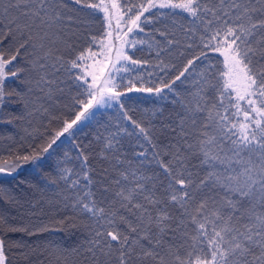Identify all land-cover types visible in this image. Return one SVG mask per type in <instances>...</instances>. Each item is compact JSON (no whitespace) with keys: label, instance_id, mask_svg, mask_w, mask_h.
Segmentation results:
<instances>
[{"label":"snow or ice","instance_id":"snow-or-ice-1","mask_svg":"<svg viewBox=\"0 0 264 264\" xmlns=\"http://www.w3.org/2000/svg\"><path fill=\"white\" fill-rule=\"evenodd\" d=\"M71 3L91 9L94 16L103 13L105 31L99 40L92 35L89 47L74 59L65 60L63 55H55L45 43H55L51 39L53 30L58 34L64 21L73 19L64 15L62 9L68 5L63 0H0V106L6 99L7 79L22 71H11L21 49H32L34 68L43 70L50 66L54 71L64 69L70 75L72 69H81V74L73 77L75 86L81 90L72 97V107L79 105L80 109L75 111L74 118L63 119L61 127L49 133L48 125L61 118L43 108L41 115L48 118L44 131L39 128L24 131L33 140L39 138L44 142L29 144L28 154L15 157V161L21 163L5 162L0 165V173L11 176L22 163L42 167L60 138L73 134L72 130L97 106L111 107L114 101L123 110L122 98L127 93H155L167 99L164 95L167 90L174 93L173 103L181 108L175 123L161 120L157 127L153 122L156 111L148 115L146 124L133 120L127 111L123 112L124 119L138 129L137 133L129 135H135L137 139L142 137L153 149H156L157 134L171 137L165 145L164 155L170 156L167 162L159 151L153 152V160L162 169L166 184L156 182L158 174L146 176L128 161V169L118 171L111 181L117 187L113 200L98 203L92 186L98 182L107 192L103 181L109 178V173L104 169L98 181L93 179L90 153L86 151L90 145L83 148L75 145L80 164L78 172L62 166L69 159L67 154L64 160L57 162L59 179L70 189L84 188L71 207L95 224L87 246L82 251L77 248L71 251L77 256L83 255L89 264H145L146 261L153 264H264V0H99V3L71 0ZM165 9L173 12L180 9L190 18L191 26L181 27L186 40L193 38L196 25H202L204 31L200 42L203 47L224 57L227 71L221 75L228 79L217 89L218 98L210 105L206 93L216 85L206 79L203 72L192 82L193 90L186 96L176 91L177 82L183 84L188 80L194 63L204 56L203 52L187 59L173 79L160 77L159 85L147 82L148 86L142 80L141 86L136 87L133 80L139 77H135L129 80L127 92L119 91L124 87L120 74L131 71L126 63L136 66L149 61L133 59L123 47L117 48L116 61L111 63L105 80L106 87L99 89L95 71L87 70L91 67L87 60L97 56V52L91 50L92 46L99 44L103 55L106 36L129 47L146 44L149 51L155 52L156 67L168 75L176 65L166 63L163 56L165 53L172 55L173 46L179 45L180 41L171 38L174 34L166 28L156 30L162 40L154 36L137 39L134 32V29L144 32L143 25L153 22L145 13L156 10L155 16L159 18L165 15L161 11ZM113 20L116 29L112 27ZM125 27L127 31L123 30ZM9 37L19 43L15 52L6 57L3 42ZM66 47L71 50L73 45L68 43ZM192 47L191 43L187 44V48ZM38 52L42 54L36 55ZM178 55L184 56V53ZM65 64L69 67L65 68ZM88 76H91V83ZM36 83L47 85L55 81L41 75ZM228 89L236 93L234 99ZM48 95L51 98V94ZM84 96L86 100L81 98ZM117 136L118 132L110 133L106 138L101 158L108 159L104 153L115 150V145L119 144ZM134 155L145 157L147 153L139 151ZM114 159V169L125 163L119 157ZM66 220L59 223L64 224ZM5 227L9 232H25L29 236L49 231L47 226L31 230L27 226L17 227L0 215V230ZM57 251L63 255L67 250L58 248ZM21 255L27 259L28 253ZM56 260L59 262L60 256H56ZM0 264H8L2 238Z\"/></svg>","mask_w":264,"mask_h":264},{"label":"trees","instance_id":"trees-1","mask_svg":"<svg viewBox=\"0 0 264 264\" xmlns=\"http://www.w3.org/2000/svg\"><path fill=\"white\" fill-rule=\"evenodd\" d=\"M63 2L68 5L67 8L62 9L64 15L71 16L73 19L71 21L66 19L64 25L67 27L61 25L62 30L58 34L55 29L53 30L54 35L51 39H54L55 43L50 41H45V43L55 55H63L65 60H69L74 59L80 51L89 47L92 35L99 40L104 34L105 26L102 22V13L94 16L91 9L80 8L72 4L71 0H63ZM95 2L99 3V0ZM155 11L152 10L151 14L145 13L153 22L143 25L144 32L134 29L136 38L145 39L154 36L155 39L162 40L163 38L156 32L157 29L166 28L167 31L173 33L171 38L179 40L180 44L173 46L172 55L165 53L163 59L166 63L175 64L176 68L165 75L159 67H156L155 52L149 51L146 44H137L135 47L125 45L126 52L133 59L147 60L149 63L133 66L125 62L131 71L120 74L123 77L124 87H121L119 91L127 92L129 80L135 77H139L133 80L136 87L141 86L142 80L145 86H148L147 82L159 85L160 77L171 80L183 69L187 59L199 56L203 52L204 56L194 63V70L188 80L183 84L177 82L176 91L186 96L193 90L192 82L199 79L198 74L203 72L205 78L216 85V88L209 89L206 93L210 105L218 98L217 89L222 88L224 81L228 79L221 75L227 71L224 67L223 56L210 48L203 47L200 42V35L204 31L202 25L195 26L196 33L191 40L185 39V33L181 27L191 26V21L180 9L174 12L168 9L161 10L165 15L159 18L155 16ZM18 43L19 41L13 42L11 37L4 40L3 50L6 57L15 52ZM68 43L73 45L71 50L66 47ZM189 43L193 45L192 48H187ZM98 49L99 44L91 48L94 52ZM179 52H183L184 56H179ZM39 54L42 53H36V55ZM34 59L31 48L21 49L17 60L13 62L15 67H12L11 71L17 69H22V71L16 77L9 76L5 84L6 99L0 106V163L15 160L17 155L28 154L29 144L44 142L39 138L33 140L24 131L28 129L31 132L34 128L44 131V125H48V118L41 115L43 108H48L51 114L61 118L60 121H53L48 125L49 133L60 128L63 119L74 118L75 111L80 110L79 105L72 107V97L77 96L81 91L73 82V77L81 74V69H72L71 75L64 69L54 71L50 66L41 70L32 66L31 61ZM88 61L89 59L87 63ZM68 67L65 64V68ZM149 73L153 75L149 76ZM41 75H46L48 80L55 81V83L37 85L36 81ZM227 91L232 93V89ZM49 93L51 98H49ZM164 95L167 99L158 97L155 93H127L122 98L123 110L116 103H113L111 107H101L93 111L90 118L81 125L76 126L72 130L73 134L62 136L51 150L52 154L43 162L42 167L37 168L31 164L22 163L21 167L11 176L0 173V215H3L9 224L17 227L27 226L30 230L41 226L49 228L47 232L32 236L25 232H9L6 227L0 230V238L5 242L8 264H49V261L52 264H89L83 255L77 256L71 251L73 248L82 251L83 247L87 246L86 242L91 238V232L95 228L94 222L88 216L80 214L71 207L77 195L82 193L84 188L70 189L64 180L59 179L56 166L57 162L64 160L67 154L69 159L62 166L79 171L80 164L77 160L78 152L75 145L79 144L82 148L90 145L86 151L90 153L89 164L93 169L91 175L94 180L98 181L104 169H108L109 178L103 181L108 191H103L102 185L98 182L92 186L98 203L103 201L106 204L107 201L113 200L117 187L111 181L117 177L118 171L128 169V161H132V167L139 168V171L146 176L158 174L156 181L158 184L167 183L162 169L153 160V152L159 151L163 160L167 162L170 156L164 155L165 145L169 143L171 137L168 134L163 136L157 134L156 149H153L142 137L137 139L135 135H129V133H137L138 129H135L131 121L125 120L123 116V112L127 111L133 120L146 124L148 115L156 111L157 116L153 122L157 127L160 126L161 120L165 123H175L178 120L177 113L181 112V108L173 103L174 93H168L165 90ZM81 98L87 99L86 96ZM232 98H235L233 93ZM241 104H244V101H241ZM117 132L119 144L115 145L112 153H104L108 159L101 158L100 153L107 142L106 138L110 133ZM139 151H146L147 155L136 157L134 154ZM114 157H119L125 163L116 165L114 169L113 165L116 164ZM9 196L12 197L11 200L8 199ZM65 218L67 220L64 224L59 223ZM121 228L123 229L124 226L121 225ZM144 243L147 244L146 241ZM28 246L32 247L29 248L31 253L27 251ZM58 248L67 251L61 255V252L57 251ZM18 250L28 253L27 259L23 256L19 258ZM56 256H60L59 262ZM145 264H153V262L146 261Z\"/></svg>","mask_w":264,"mask_h":264},{"label":"rangeland","instance_id":"rangeland-1","mask_svg":"<svg viewBox=\"0 0 264 264\" xmlns=\"http://www.w3.org/2000/svg\"><path fill=\"white\" fill-rule=\"evenodd\" d=\"M179 10V9H178ZM103 14V13H102ZM113 29H116V23H115V20H113V25H112ZM124 31H127V28L125 27L123 29ZM118 31V30H117ZM114 37H115V33H114ZM105 39V44H106V48L103 50L104 51V54L101 55V48L99 47L98 51H97V56L95 57H92L91 59H89L88 61V65H90L91 67H89L87 70L89 72H92V71H95L97 77H98V82H97V88H103V87H106L105 85V80L107 79L108 77V73H109V69H110V66H111V63L112 62H115L116 61V49L117 48H121L123 47L125 49V45H123L120 41L118 40H115L114 38L112 40H109L106 36L104 37ZM107 46H110V49L111 50H108V47ZM223 60H224V57H223ZM87 80L89 83H91V76H88L87 77ZM236 87H241L240 85H236ZM233 95H236L235 92H232ZM99 95V93H98ZM112 104L115 103L114 101L111 102ZM106 107V106H104ZM101 108L100 106H97L95 107L88 115L87 119L90 118L89 116L92 115V112ZM241 119H243V117L241 116L240 117ZM87 119H84L79 125H81L84 121H86ZM78 125V126H79ZM5 162H8V163H13V162H16V163H21V162H18V161H15V160H8V161H5ZM5 162H2L0 163V165H4ZM29 248H32L31 246H28V252L31 253V251H29ZM31 250V249H30ZM22 251L18 250V253L17 255L19 256V258L22 257Z\"/></svg>","mask_w":264,"mask_h":264}]
</instances>
